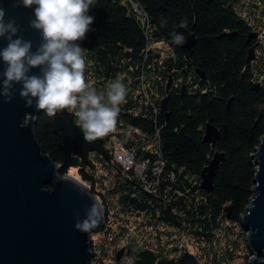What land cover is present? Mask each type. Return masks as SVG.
I'll return each instance as SVG.
<instances>
[{"label": "trees", "instance_id": "1", "mask_svg": "<svg viewBox=\"0 0 264 264\" xmlns=\"http://www.w3.org/2000/svg\"><path fill=\"white\" fill-rule=\"evenodd\" d=\"M89 14L86 81L98 93L117 79L127 89L115 130L102 137L109 158L92 152L90 165L77 166L106 213L90 264H249L240 218L264 135V0H169L166 10L161 0H93ZM185 20L197 38L191 50L170 45ZM61 114L81 128L74 110ZM208 124L219 132L215 146L205 141ZM35 133L61 164L53 117L41 114ZM116 142L134 166L117 159ZM217 152L225 160L208 194L201 173Z\"/></svg>", "mask_w": 264, "mask_h": 264}, {"label": "water", "instance_id": "2", "mask_svg": "<svg viewBox=\"0 0 264 264\" xmlns=\"http://www.w3.org/2000/svg\"><path fill=\"white\" fill-rule=\"evenodd\" d=\"M168 1L161 0L163 10ZM0 3L8 10V17H14L20 25V35L33 42L35 51L40 34L29 26V21L35 18V6L13 7L11 0H0ZM176 33L187 37L183 45L189 50L197 42L196 36L184 27H178ZM223 36L232 38L235 33ZM255 37L252 34L248 42ZM6 44V40H0V49ZM170 45L178 44L171 42ZM249 55L254 58L253 49ZM199 74L205 77L202 71ZM43 113L25 106L19 85L11 102L0 97V264H90L91 236L103 231L105 210L83 182L59 172L82 163L90 165L92 152L106 158L109 153L103 138L86 142L74 117L67 119L58 111L52 116L53 130L61 139L64 160L61 164L55 162L45 153L35 133L37 119ZM219 138L218 130L208 124L205 141L215 146ZM253 158L257 166L254 196L240 223L247 232L246 243L252 253L249 264H264V135ZM224 160L223 154L215 153L201 173V188L208 194L214 190L213 181ZM94 205L102 215L95 227L84 230L79 225Z\"/></svg>", "mask_w": 264, "mask_h": 264}, {"label": "clouds", "instance_id": "3", "mask_svg": "<svg viewBox=\"0 0 264 264\" xmlns=\"http://www.w3.org/2000/svg\"><path fill=\"white\" fill-rule=\"evenodd\" d=\"M13 7H34L29 26L40 34L35 45L20 35L21 27L0 3V97L14 99L16 86L25 106L55 116L58 111L74 110L86 142H93L115 130L119 105L127 89L119 80L109 83L106 93L86 81V61L81 43L93 31L95 17L90 15L93 0H11ZM7 17V18H6ZM186 20L181 27L186 26ZM173 42L186 43L183 33H173ZM102 215L94 205L82 227H95Z\"/></svg>", "mask_w": 264, "mask_h": 264}, {"label": "built area", "instance_id": "4", "mask_svg": "<svg viewBox=\"0 0 264 264\" xmlns=\"http://www.w3.org/2000/svg\"><path fill=\"white\" fill-rule=\"evenodd\" d=\"M115 154L117 159L122 162L126 168H130L135 165L133 155L128 152L120 143H115L114 146Z\"/></svg>", "mask_w": 264, "mask_h": 264}, {"label": "rangeland", "instance_id": "5", "mask_svg": "<svg viewBox=\"0 0 264 264\" xmlns=\"http://www.w3.org/2000/svg\"><path fill=\"white\" fill-rule=\"evenodd\" d=\"M68 170H69V173H68L69 176H72V177H74L75 179H78V180H79V177H78V168H77V166H75V167H71V168H69ZM93 235H95V234H93ZM93 235L91 236L92 241H93V239L96 238V237H93ZM190 249L193 250L192 247H191Z\"/></svg>", "mask_w": 264, "mask_h": 264}, {"label": "flooded vegetation", "instance_id": "6", "mask_svg": "<svg viewBox=\"0 0 264 264\" xmlns=\"http://www.w3.org/2000/svg\"><path fill=\"white\" fill-rule=\"evenodd\" d=\"M124 253V252H123ZM123 253H122V256H123Z\"/></svg>", "mask_w": 264, "mask_h": 264}]
</instances>
